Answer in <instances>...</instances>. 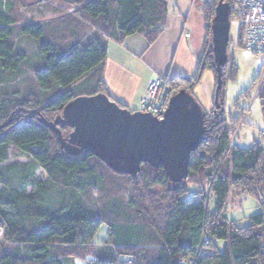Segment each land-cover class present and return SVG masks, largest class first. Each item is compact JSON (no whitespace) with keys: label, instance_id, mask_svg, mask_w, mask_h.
Instances as JSON below:
<instances>
[{"label":"trees","instance_id":"obj_1","mask_svg":"<svg viewBox=\"0 0 264 264\" xmlns=\"http://www.w3.org/2000/svg\"><path fill=\"white\" fill-rule=\"evenodd\" d=\"M63 1L76 9L74 20H82L98 35L86 44L80 36L72 37L81 44L63 54L46 41L42 26L26 24V15L14 12L16 0H9L4 10L0 2V68L17 73L28 61L13 43L16 33L41 43L45 63L33 75L41 92L0 99V264H264V148L230 146V129L235 126L224 116V71L217 96L220 109L214 96L213 115L205 112L203 141L191 154L188 178L181 183L173 184L162 167L143 165L132 177L115 173L92 154L70 157L61 150L57 135L39 122L40 118L52 122L77 97H108L102 78L90 94L81 95L72 86L106 60L104 38L110 37V27L118 30L121 40L143 34L152 46L166 26V0ZM227 2L230 19L235 18L233 1ZM206 71L212 73L216 87L212 48L203 49L193 78L162 79L167 102L180 91L193 96ZM259 101L264 118V93ZM60 129L62 134L68 130ZM12 148L28 156L46 176L47 185L35 181L33 171L2 167ZM114 178L127 179L129 189L116 193ZM232 191L259 203L261 213L247 228L226 218ZM93 193H99L98 212L95 205L88 206L95 201ZM102 225L108 227V240L97 245L94 238ZM203 238L208 245L201 246ZM214 241L226 243L223 252Z\"/></svg>","mask_w":264,"mask_h":264},{"label":"rangeland","instance_id":"obj_2","mask_svg":"<svg viewBox=\"0 0 264 264\" xmlns=\"http://www.w3.org/2000/svg\"><path fill=\"white\" fill-rule=\"evenodd\" d=\"M219 1L220 0H167L170 22L173 21L174 17L182 15L186 19L187 27H185L183 31L185 40L181 46H179V40H177V43H172V50L167 55H164V53L163 56L154 57L155 61H153V63L155 64L156 62L159 66L158 75L161 79L166 78L168 75L170 78L182 77L191 79L192 76L195 75L202 58L203 49L207 52L212 48L210 26L215 15V8ZM182 22H184V19ZM230 26L228 64L224 69V116L228 124H232L233 127L235 126L234 129H230L231 137H234L233 135L236 134L235 132H237L240 126V120L246 116L245 125L237 132V137L233 143L234 148L250 150L255 145L259 144L264 148V141L261 135V133L264 132V118L261 103L257 100L251 105L255 95V82L259 76L263 59L261 56H256L240 47V27L234 17L230 19ZM138 37L140 36L133 38L135 44L133 43V45H131L128 43L126 45L135 47L138 52H142L144 48L148 50L151 49L147 40H142L143 42L139 44L137 41ZM12 40L18 51H23L28 55V61L23 64L22 68L17 73L3 72L0 68V99H11L16 94L19 98L24 96L30 97V94L40 91L36 86L33 75L35 71L39 69L42 70L41 68L44 63H42V56L39 52L41 43L31 38H28V40L21 38L18 33L14 35ZM153 53L154 52H151V55H153ZM234 67L237 69L236 74L233 73ZM62 92L61 90V93ZM263 93L264 90L262 95ZM195 94L198 96L197 98L200 101L199 104L203 110L209 113L213 108L211 103V98L214 96L212 82L211 84H207L206 80H204V82L199 84V88L195 90ZM210 94L211 98L209 96ZM212 112L210 115H213ZM56 116L51 121L55 120L57 118ZM63 132L64 136L70 133L69 130ZM2 137L3 136H0V138ZM2 167L5 169L11 167L14 171L21 172L33 171V179L47 185L46 176L36 168L35 164L31 162L28 156L20 153L14 148L10 150L8 161L4 163ZM22 167H25V169L23 170ZM113 186L117 190L116 193L121 194L120 192L124 191V189H129L130 183L125 178H114ZM189 190H191V188ZM98 195L99 193H95V201L90 200L91 203H88V206L93 207L95 205L94 208L95 211L97 209L96 212H98L97 205H99ZM213 209L214 200L211 199L210 210L212 211ZM260 213L261 209L259 203L254 197L242 193L236 195L234 191L231 192L226 211V218L229 223H233L238 228H247L251 224V218ZM106 240H108V227L102 225L94 238V243L101 245ZM225 244V242L214 241V245L220 252H223ZM75 264L88 263L78 261Z\"/></svg>","mask_w":264,"mask_h":264},{"label":"water","instance_id":"obj_3","mask_svg":"<svg viewBox=\"0 0 264 264\" xmlns=\"http://www.w3.org/2000/svg\"><path fill=\"white\" fill-rule=\"evenodd\" d=\"M230 16V4L220 0L210 26L216 109H220L217 96L228 64ZM205 114L186 91L169 99L162 119L131 112L97 94L77 97L54 121L40 118L39 122L57 135L61 150L70 157L92 154L115 173L132 177H137L143 165L162 167L167 178L177 184L187 180L191 154L203 141ZM60 126L70 133L64 136Z\"/></svg>","mask_w":264,"mask_h":264},{"label":"crops","instance_id":"obj_4","mask_svg":"<svg viewBox=\"0 0 264 264\" xmlns=\"http://www.w3.org/2000/svg\"><path fill=\"white\" fill-rule=\"evenodd\" d=\"M16 1V6L13 8L16 11L14 10V12L24 13L26 15V24L34 23L42 26L45 31L46 41L55 43L60 54L67 53L75 44H81L76 43L72 39L76 35L81 37L82 44H86L98 37L96 33L90 31L89 26L88 29L85 27L86 24L82 20H74L75 17L74 19L72 18L76 9L66 6V2L63 0ZM2 2V10L9 7V0H2ZM167 8L165 30L158 40L150 46L151 49L149 50L144 48L142 52H138L135 47L126 45L128 43L131 45L135 44L133 38L136 36H140L137 39L139 44L143 42L142 40L146 41L143 34H135L121 40L122 37L118 30L114 26L110 27V37L108 38L107 35L104 38L107 48L106 60L101 66L86 75L72 87L81 95L90 94L95 91L97 81H100V78H102L106 86V93L112 101L131 112H139L140 103L145 97L149 83L157 78H161L158 75L159 66L156 62L155 64L153 63L155 61L154 57L163 56L164 53V55H167L172 50L173 42L177 43V40H179V46H181L185 40L183 32L185 27H187L185 17L179 15L178 17H174L173 21L170 22L168 2ZM183 19L184 22H182ZM99 26H103L102 28L106 29L104 27L105 23H99ZM117 39H119L118 42L116 41ZM151 52H154L153 55H151ZM196 73L197 71L195 75ZM167 77L170 78L169 75ZM172 78L176 77H171L170 79ZM204 80H206L207 84H211L212 82L215 96V84L212 73L206 71L203 74L201 83ZM198 88L199 85L194 88L193 96L200 103L197 98L198 96L195 94V90ZM209 96L211 98V94ZM214 96L211 98L212 105ZM194 188L192 191H198L197 187Z\"/></svg>","mask_w":264,"mask_h":264},{"label":"built area","instance_id":"obj_5","mask_svg":"<svg viewBox=\"0 0 264 264\" xmlns=\"http://www.w3.org/2000/svg\"><path fill=\"white\" fill-rule=\"evenodd\" d=\"M235 11V19L240 27V47L263 59L259 76L255 82V95L252 104L259 100L264 88V0H232ZM162 79L157 78L149 83L145 97L142 99L139 112L149 113L152 116L162 119L167 109V95L161 91ZM246 116L242 118L237 132L245 125ZM237 132L231 138L233 145ZM264 141V133H261ZM194 196V194H192ZM208 245V240L203 238L201 246ZM201 248H198L199 252ZM185 264V263H182Z\"/></svg>","mask_w":264,"mask_h":264}]
</instances>
